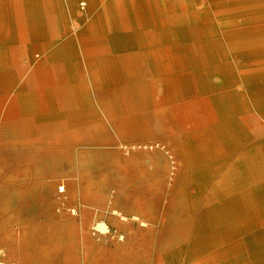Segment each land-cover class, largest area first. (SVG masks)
I'll return each mask as SVG.
<instances>
[{"label": "bare ground", "instance_id": "1", "mask_svg": "<svg viewBox=\"0 0 264 264\" xmlns=\"http://www.w3.org/2000/svg\"><path fill=\"white\" fill-rule=\"evenodd\" d=\"M235 1L203 11L180 0L190 12L181 20L176 3L167 4L175 18H161L160 0H0V233L40 199L32 172L66 159L79 127L102 136L91 86L136 137L123 145L128 156L117 149L111 159L145 188L162 186L154 202L138 193L162 215L168 206L162 255L264 264V143L241 121L250 105L264 113V42L252 39L264 24L249 25L245 40L220 33L264 3Z\"/></svg>", "mask_w": 264, "mask_h": 264}, {"label": "rangeland", "instance_id": "2", "mask_svg": "<svg viewBox=\"0 0 264 264\" xmlns=\"http://www.w3.org/2000/svg\"><path fill=\"white\" fill-rule=\"evenodd\" d=\"M160 1L164 7L161 18H175L173 13H169L167 4L176 3L179 8L180 0ZM187 1H193L196 9L213 11L211 4L219 0ZM220 1L227 8L236 3V6L240 5L238 1L232 4L234 0ZM257 1L258 4L264 3V0ZM180 9L176 17L184 20L190 12ZM249 11L246 10L245 17L239 18L235 26L221 28V36L227 32L231 37L245 40L247 37L241 35H245L249 25L255 23L262 27L264 11ZM181 26H184L183 22ZM261 34L252 36V39L263 43L264 35ZM226 52L232 51L226 47ZM90 90L99 115L97 123L104 127L102 136L87 137L86 129L79 127L66 159L59 160L55 156L58 160L52 162V169L47 167L40 172H32L31 177L38 178L41 183L42 195L38 200L26 201V208L20 217H9L5 233H0V260L5 264H46L50 260L54 264H178L163 256L161 251L168 206L162 215L160 202L154 207L150 206L151 201L144 199L142 202L138 198L139 190H145L146 194L140 198L153 199L154 202L162 186L156 191L145 188L141 180L127 175L112 160L117 149L128 156L123 145L133 143L136 137L107 116L91 86ZM241 121L254 142L264 143V113L250 105L249 111L241 116ZM152 131L154 136L160 137L158 126ZM46 143L56 151L60 145L58 138ZM156 164L159 169V164ZM161 183L166 196L167 184ZM122 215L127 219L121 218ZM144 222L146 225H143ZM69 223L75 224L77 231L68 235L65 229ZM84 234L88 241L83 239Z\"/></svg>", "mask_w": 264, "mask_h": 264}, {"label": "crops", "instance_id": "3", "mask_svg": "<svg viewBox=\"0 0 264 264\" xmlns=\"http://www.w3.org/2000/svg\"><path fill=\"white\" fill-rule=\"evenodd\" d=\"M71 226H72V230L70 229L69 225L67 224L65 232L71 233V232H76L77 231V228H76L75 224H72ZM68 227H69V229H68ZM83 232H86V231H83Z\"/></svg>", "mask_w": 264, "mask_h": 264}]
</instances>
